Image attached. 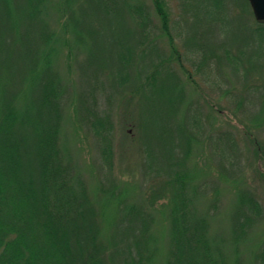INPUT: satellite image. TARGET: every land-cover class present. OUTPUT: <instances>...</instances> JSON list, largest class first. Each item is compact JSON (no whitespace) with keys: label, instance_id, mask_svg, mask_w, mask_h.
Instances as JSON below:
<instances>
[{"label":"trees","instance_id":"16d2710c","mask_svg":"<svg viewBox=\"0 0 264 264\" xmlns=\"http://www.w3.org/2000/svg\"><path fill=\"white\" fill-rule=\"evenodd\" d=\"M153 1L161 23L154 26L152 14L138 0H0V264H230L226 240L212 234L216 215L210 213L219 210L218 197L206 208L200 203L215 184L201 176L211 173L212 166L194 163L193 156L196 147H208L221 175L241 179V140L219 127L222 124H211L214 113L218 119L232 115L229 102L217 105L208 99L207 115L200 104H185L186 94L172 64H178L194 85L188 63L198 77L205 75L207 83L215 82L218 69L229 65L249 84L254 60L264 54V25L254 21L248 0H243L252 16L248 35L232 39L220 16L232 0H181L183 10L192 15L184 27L173 22L164 0ZM235 4L243 23L245 7ZM51 10L58 13L61 29L50 24ZM130 21L135 28L127 25ZM104 24L114 25V32L121 30L126 37L135 32L138 43L126 50L103 30ZM183 37L182 53L176 40ZM163 38L170 44V55L161 51L158 39ZM104 39L114 41L102 59L91 48ZM75 46L85 48L84 60ZM151 46L157 53L153 60ZM247 47L251 55L245 58ZM74 70L82 87L71 76ZM151 89L158 112L150 128L137 107L150 101ZM125 90L130 92L124 114L131 117L135 105L141 117L144 158L141 181L123 183L114 174L112 112ZM236 95L233 99L244 105L251 92ZM261 95L264 98V91ZM102 96L109 104L106 110L99 104ZM69 106L97 140L102 167L93 189L62 141ZM247 117L254 128H264V107ZM229 119L239 123L255 147V157L261 159L264 144L252 136L247 122ZM240 203L243 222L236 223L235 233L264 216L250 189L241 191ZM243 236L235 234V239ZM259 250L257 264H264V248Z\"/></svg>","mask_w":264,"mask_h":264},{"label":"rangeland","instance_id":"374dc122","mask_svg":"<svg viewBox=\"0 0 264 264\" xmlns=\"http://www.w3.org/2000/svg\"><path fill=\"white\" fill-rule=\"evenodd\" d=\"M164 1L167 4V8L170 12L173 22H177L180 24L181 27H184L185 19L190 17L192 19V15H190V12L183 10L181 0ZM235 1L242 4L243 8L245 7L244 10L246 11V14L244 16L245 21H243V23L239 14L242 11L239 7L237 8ZM138 3H142L147 6V9L153 16V26L161 24L159 18L156 15V9L153 0H138ZM229 3H231V5L228 6L227 11L222 12L220 14V16L222 17V19H224L225 22L223 28L227 30L229 38L231 39L237 36L247 37L248 26L251 24L250 21L252 19L249 10L250 8L245 6L243 0H232ZM202 10L205 11V9L203 8L198 9L199 12H201ZM47 18L50 24L52 25L53 29H61V24L59 23L58 19V13L56 11L51 10L50 13H47ZM253 18L254 21H256L254 14ZM135 24L131 21L127 23V25H129L131 28H135ZM103 27V30H105L111 38H117L116 40L122 42L126 46V50L129 45L135 46V43H138L139 41L137 36H134L136 35L135 32L131 31V36L126 37L124 36V33H122L121 30L118 31L119 33H115L113 30L114 25L104 24ZM215 30L219 34V28L217 27ZM199 32H201V29L199 30ZM156 33H158V31ZM104 40L106 41L98 43L100 44V46L91 48L92 51L101 54L102 59H104V57L109 54L110 50H112L109 45V42L111 43L114 41H110L108 39ZM185 41V37H183L182 39L177 38L176 40V46L180 51L182 50V53L186 51ZM193 41L194 40H191V42ZM216 41H218L216 43L221 42L219 40ZM158 43H160L162 49L161 51L163 54H171V47L167 39H158ZM205 43L211 45L213 43V40L206 39ZM74 48H81L79 50H75V52L78 54V58L80 60H84V58H86L87 56L85 48L78 46H75ZM248 49V47L246 49H243L246 54L244 55L245 58L250 57L251 55V52H249ZM122 52L124 53L123 49L120 50V53ZM150 53L151 58L153 60L157 53H154L152 46L150 47ZM232 54L239 55L236 49H232ZM254 62L255 67L252 65L250 74L248 75V78L250 77L249 84L245 77L239 78L240 76L238 77V75L234 74V69L230 68L229 65L224 66L223 69H218L217 80L213 82V84L207 83L205 81L206 77L203 73L199 74L198 77L197 74L190 67L191 64L188 63L187 67L191 70L190 73H192V76L197 82V85H194L188 79V76L184 74L178 64L174 62L172 64V67L173 70L177 72V75L181 80L180 82L186 94L185 104L189 103V101L193 104H200L203 113L207 115L209 112H211L207 103L208 99H213L217 105L221 103L222 105L226 106V103L229 102L228 111L229 114H232L229 118H231L233 121L235 119L237 120L238 118L240 123L247 122L246 125L248 126L249 130L252 131V136H257L259 138V141L264 144V128H254L250 124L249 118L247 117L252 115L254 116L258 109H262V107H264V98L262 95L260 96V92L264 91V86L258 87L264 85V54L260 56V58L256 57V60H254ZM245 64L246 66H248L247 63ZM60 68L64 71L68 70L65 65L64 67L63 65H60ZM71 76L74 81L78 83V87L79 85L82 87L79 81L80 74L78 73V71L74 70V73ZM225 84L226 86H224ZM222 85L224 86L225 90H230L231 94H226V91H224ZM106 88L107 91H110V88ZM243 90H248L249 92H251V96L250 100L247 99L248 101H246L244 105H240L236 99H233V96H237L236 94ZM129 92L130 90L120 92L117 97L118 100L113 108L114 110L112 112L113 121L116 126V134L114 140V174L123 183L134 181L138 182L139 180L141 181V169L143 166L144 157L142 156L143 151L141 148L140 127L138 125V120H140L142 117L143 122L149 124V127L151 128L153 122H155L156 120V114L158 112L156 98L153 94V90L151 89L150 93L148 94L150 101H146L143 105H138L139 107H137V109H139V111L141 112V117L140 114H138L137 112L138 110L136 111L135 105L133 106V109L130 108V110L132 111L131 117H127V115L124 114L123 109L126 105V103H124V99L128 97ZM99 104L100 107H103L104 110L109 108L107 99L105 100L104 96L100 98ZM183 110V108H180L179 113L182 114ZM213 115L215 117L212 118L211 124H222L219 125V127L228 128L229 130L234 132L237 137L241 140L240 151L242 152L244 160V172L241 176H239L242 177L241 179L235 176L221 175L218 169L216 168L217 161L213 153H211V151L209 150V148L206 147L205 149L204 146H202L199 149L198 147H196V154L193 156L194 163L202 165L205 163H210V165L212 166L211 173H207L206 171H204L201 176L205 174L202 177H209L211 178L209 180L215 182V184L213 183L214 185H212L211 192L209 191L208 194L203 199H201L200 203L203 208H206L216 196L218 197L219 210H211L210 213L212 214V216L216 215L212 221V234L222 242L226 240V243L224 244V249L225 252L229 255L230 264H257L260 259H256L255 255L260 254V248H264V216L260 220L250 222V224L249 222L244 221V225L246 222L247 223L242 233H235V226L238 221L243 222L241 221V219L243 218L240 214H238L241 205V191H244L245 189H250L255 195V197L259 199L261 205L264 208V154H262L261 159L259 157H255V147L250 142V140L247 139V134L242 130V128L237 125L239 123L234 124L230 121L229 123L227 121L230 120L229 118L227 119L226 117H224L225 119H218L216 113H214ZM180 117L182 116L180 115ZM133 118L136 119L133 120ZM226 122L229 123L228 126H226ZM63 123L64 131L62 141L67 147L69 154L78 164L79 168L84 172L85 177L87 178V182L90 185V188L93 189L94 187L98 186L100 182V167H102V162L100 161V157L98 155L97 140L89 132L88 127L84 123H79L77 121L76 110L73 106H69V108H67ZM209 126L210 122L208 121V127ZM256 129L260 130L259 133ZM253 134H255V136ZM206 158L210 159L211 161H206ZM258 169L263 172L260 173ZM235 234H238V238L241 235L244 236L240 239H235Z\"/></svg>","mask_w":264,"mask_h":264},{"label":"water","instance_id":"95a60500","mask_svg":"<svg viewBox=\"0 0 264 264\" xmlns=\"http://www.w3.org/2000/svg\"><path fill=\"white\" fill-rule=\"evenodd\" d=\"M254 17L259 24H264V0H248Z\"/></svg>","mask_w":264,"mask_h":264}]
</instances>
